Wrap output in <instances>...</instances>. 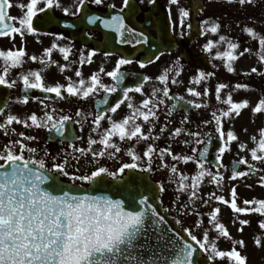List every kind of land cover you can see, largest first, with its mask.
<instances>
[{
    "label": "snow or ice",
    "instance_id": "1",
    "mask_svg": "<svg viewBox=\"0 0 264 264\" xmlns=\"http://www.w3.org/2000/svg\"><path fill=\"white\" fill-rule=\"evenodd\" d=\"M146 2L152 6L148 11L157 6V0ZM144 3L120 0L117 6L105 0H74L70 8L63 0L15 4L0 0V38L13 42L17 35L21 38L19 47L13 43L7 50L0 49V91L19 86L14 103L39 106V112L21 116L11 112L8 96L0 95V264H247L241 251L246 243L234 238L222 221L221 205L230 209V223L238 225L241 235L251 226L246 217L252 215L261 218L257 224L264 231V198L243 199L241 206L233 183L259 174L258 183L264 186V127L250 137L249 148L226 124L245 109L264 114V31L258 30L264 29V0H197L191 10L181 0H167V22L160 37L167 47L169 31L176 33L172 6L178 8L183 38L192 29L191 18L202 15L207 5H232V16L212 14L199 21V35L217 37L208 39L201 51L208 63L221 62L213 64L214 69L222 66L228 74L249 78L255 74L262 78L259 86L239 81L211 86L217 71L199 68L185 86L179 57L156 74L128 71L126 66L133 64L147 69L166 54L150 29L138 30L132 23L144 11L140 7ZM90 4L106 12L90 14ZM13 7L19 15L10 14ZM249 7L260 8V13L250 14ZM57 10L63 17L56 15ZM68 17L74 19L69 22ZM97 24L108 30L104 48L111 46L113 51L96 44L91 29L85 31ZM233 25L247 37L244 42L227 34ZM45 26L49 30L44 31ZM56 26L61 30H50ZM65 33L78 36L84 46L77 48ZM29 35L52 40L40 54H29ZM90 41L91 48L87 47ZM115 45L130 49H115ZM137 46L143 49L144 59L125 54ZM101 54L100 65L85 76L84 67ZM246 54H255L261 67L238 71L236 64ZM112 56L117 58L108 68ZM29 64L38 67H26ZM53 67L63 82H49L48 70ZM173 86H183V93L173 91ZM241 90L259 91L257 102L236 100L234 94ZM73 99L77 106L65 111ZM89 101L92 110L85 108ZM194 110H210L209 116L194 120ZM36 130L47 132L43 146ZM78 142H86V147ZM48 143H57L59 151L53 154ZM234 144L237 151L225 164ZM244 152L250 159L241 155ZM158 171L164 176L153 181ZM226 184L230 185L227 197ZM207 185L213 190L205 193ZM221 238L231 241L230 249L218 247ZM253 240L256 247L262 245L259 235Z\"/></svg>",
    "mask_w": 264,
    "mask_h": 264
},
{
    "label": "flooded vegetation",
    "instance_id": "2",
    "mask_svg": "<svg viewBox=\"0 0 264 264\" xmlns=\"http://www.w3.org/2000/svg\"><path fill=\"white\" fill-rule=\"evenodd\" d=\"M12 2L15 4L18 2V0H12ZM105 2H106V4L115 2L117 4V6H119V4H120V0H105ZM196 2H197V0H181V5L184 7H189V9L191 10L190 6ZM200 2H203V0H200ZM63 3L65 4V6L72 8L73 4H74V0H63ZM137 3H139V0H137ZM166 6H167V0H157V6L152 8V11H148L147 9L152 7V6L148 5L146 0H145V3L140 5V7L144 9V11L141 12L138 16H136L132 21V23L135 25V27L138 30L150 29L152 38L155 39L157 41V43H160L161 50H165L166 54L161 58L160 61L156 62V64L150 65L147 69L141 70L138 68V66L136 64H133L130 66H126L128 71H130V72H144L145 74H156V73H158L159 70H161L168 63L174 61L177 57H179L181 64L183 65V68H184L183 79L185 81V86L187 85L188 78L192 74H194L198 68L201 70H205V71H217V76L214 77L210 81L211 86H214L218 82L235 83L237 81L244 82V83H250L252 85H257V86L260 85L262 78L256 77L255 74H253V76L251 78H249V77H241L238 75L228 74L222 66H220L218 69H214L212 65L213 64L221 65V62L220 61H213L212 63H208L206 54H204L201 51L202 45L208 39L215 40V39H217V37L212 36V35H199L198 34L199 21L202 18L209 16V15H212V14H215L217 16H221V15H224L226 13L228 16H232L233 12H231L228 8H224L225 7L224 5L215 4V3L209 4V5H207L206 11L202 15H194L191 18L192 29L188 35H185L183 38H181L179 36V27H178V25H179L178 8L176 6H172V19L176 22L177 29H176V33H172L171 31H169L168 35H169L171 43H170V45H168L166 47L164 45V43H162L160 41V37L164 34V27H165V24L167 22L166 21V17H167ZM88 7L92 9V12L90 14L103 15L106 12V9L104 7H97V6L91 5V4L88 5ZM110 11L112 12V14H115V10H110ZM253 13H254V11H253ZM10 14L11 15H19L20 11L18 8L13 7L10 10ZM56 15L63 17V13L60 12L59 10H57ZM105 18H109V17L105 16ZM146 18H148V19H146ZM226 18L227 17H225V19ZM67 19L69 22H71V20L74 18L68 17ZM233 19H235L234 16H233ZM126 22H127V20H126ZM89 29H91L93 31V35L95 37V43L96 44H98L105 51H113L114 50V48L111 46L104 48V41H106L109 38L108 30L103 29L102 26H100L99 24L93 25V26H88L85 29V31H88ZM43 30L44 31L49 30V26H45ZM50 30L58 32L61 29L59 26H56V27H51ZM73 31H75V30H73ZM65 34L69 35L68 33H65ZM227 34L230 35L231 37H239V40L241 42H244L247 39V37H245L244 35H242L240 33V29L238 27H235V25H233V30ZM37 39L42 40L43 43H37ZM69 39H72L74 41L77 48L84 46L81 39L78 36L73 37V36L69 35ZM51 40H52V37H50V36H43L42 35V36H39L37 38L35 36L29 35L26 39V48H27L28 53L29 54H37V55L40 54V52L42 51V49L44 47H47L50 45ZM13 43L15 44V46L19 47L21 45V38L17 35L15 37L14 42L7 37L0 38V49L7 50L8 48L13 47ZM61 43H65V42L62 41ZM92 46H93V42L90 41L89 44L87 45V47L91 48ZM126 48L130 49V46L115 45V49L123 50ZM125 54L126 55H132L133 57L138 58V59H144L145 58V56L143 54V49L140 46H137L135 51L129 50V52H126ZM54 58L60 59L58 54H54ZM116 58H117L116 56H112L110 58L111 62L108 63L106 66L108 68H111L112 62H114ZM102 60H103L102 54L97 55L95 57V62L91 66H85L83 69L85 76L90 74L91 71L96 70L97 67L100 65V63L102 62ZM252 66L261 67L258 64L257 56L255 54H251V55L246 54L245 57L240 59L236 64L238 71L249 70ZM26 67H31V68L35 69L38 66L35 64H29V65H26ZM66 74L71 75V73H66ZM130 79H133V78L130 77ZM48 80H49V82H52L53 80H59V81L63 82V76L58 73V70L55 67H53V68L48 70ZM147 87L150 88L151 85H148ZM173 91L183 93V86H173ZM19 94H20V87L19 86L15 89L0 91V95L8 96V98L10 100L9 107H10V110L12 113L19 114V115L23 116L24 114L30 113L31 111H38L39 112V106L34 102H30L26 106L22 105V104L14 103V101L16 100V98ZM36 94H38V93L34 91L33 95H36ZM259 96H260L259 91L241 90L238 93L234 94V98L236 100H241V99L247 98L251 101V103L253 105L257 102ZM136 98H137V100L139 99L138 96ZM113 99H115V97H113ZM77 104H78V102L73 99L70 105H65V111H69L70 108H74L75 106H77ZM85 108L87 110H92V102L89 101L85 105ZM124 111H125V109L122 108L120 110V113L123 114ZM209 112H210V110H200V111L194 110L192 112V116H193L194 120L200 116H202V118H207L209 116ZM180 115L181 114L178 113L176 119H179ZM228 126H232L234 128V130L236 131V133L239 135L240 140L247 143L249 148H251L253 146V144L250 140V137L254 134H257L258 130L261 127H264V114L253 115L250 109H245L242 111V113L239 117H236L232 121L228 122V124H226V128ZM17 127L19 128L20 126H17ZM244 128L247 129L246 133L244 131H242V129H244ZM21 130H23V129H21ZM87 132H88V128L86 126L85 131H84V133H82V135L86 136ZM35 134H37L40 137V146H43V144L47 138V132L44 130H36ZM2 142H3V140H0V143H2ZM163 143H164L163 141L160 142V144L162 146H163ZM78 145L82 146V147H86V142H78ZM59 147L60 146L57 143H48V149L53 154H55L57 151H59ZM96 147H98V146H96ZM143 147H144V145L141 144L140 148H143ZM176 150L177 151L180 150L179 146L176 147ZM236 151H237V149H236V146L234 144L233 145V152L225 155V158H224L225 164L230 163V161L233 159V155ZM241 155H244L250 159V156H248L247 152L241 153ZM108 163L113 168L115 167L113 162L109 161ZM188 167L191 168V165H189ZM163 176H164V173L158 171L152 175V179L155 181L161 180ZM251 177L258 181L259 174L255 175V176H251ZM235 183H237L238 186L242 184V190H243V192H245L248 188L246 185L250 184V177H246L244 179L237 180V181H235ZM164 203H165V206H167L169 204L168 195H164ZM229 230H230L232 235L237 233L236 228H229ZM248 232H249V229L244 228V233L248 234ZM211 235L214 236L215 234L212 233ZM227 241L228 240L221 238L218 242V247ZM217 264H219V261L217 262Z\"/></svg>",
    "mask_w": 264,
    "mask_h": 264
},
{
    "label": "rangeland",
    "instance_id": "3",
    "mask_svg": "<svg viewBox=\"0 0 264 264\" xmlns=\"http://www.w3.org/2000/svg\"><path fill=\"white\" fill-rule=\"evenodd\" d=\"M221 5H224V6H225L224 8H228L231 12L234 13V11H235V7H234V6H232V5H228V4H226V3H221ZM251 11H252V8L249 7V12H250V14H251ZM259 18H260V17L258 16L257 19H259ZM258 30H262V31H264V29H259V28H258ZM248 43L251 44V45L253 46V44H252L251 42H248ZM204 190L208 191V188H205ZM211 190H213V187L211 188ZM171 191H172V189L170 188V189H169V192H171ZM238 191L240 192V194L243 193L242 188H241L240 190H238ZM244 195L246 196L247 199H252V198L262 199V198H264V189H262V188H257V187L252 186L251 188H248V189L245 191ZM224 207H226V206L221 205V208H222L221 219H222V221H223L228 227H236V228H237L238 225H237V226H233V225L230 223L231 212L228 211V215H229V216H228V215H227V209H225ZM227 217L230 218V219H228ZM252 217H253V219H254L255 215L250 216L249 219L252 218ZM251 220H252V219H251ZM186 223H187V222H186ZM250 228H253V229H252V230H249L248 234L243 232V234L241 235L240 233L237 232V233L233 234L232 236H233L234 238H236V239H240V238H242V239L245 241V243H246V247L243 248V249H241V251H242V253L245 254V255H246L247 253H249L251 256H248L247 258L249 259V261H250L251 263H253L255 260L258 261L259 258L264 257V234L261 233V232H259L258 230H256V229H255L256 226L253 225V224H251ZM257 235H259V236L261 237V240H262V245H261L260 247H256V246L254 245V240H253V238H254L255 236H257ZM230 247H231V241L224 242L222 245L219 246L220 249H225V250L230 249ZM262 264H264V263H262Z\"/></svg>",
    "mask_w": 264,
    "mask_h": 264
},
{
    "label": "water",
    "instance_id": "4",
    "mask_svg": "<svg viewBox=\"0 0 264 264\" xmlns=\"http://www.w3.org/2000/svg\"><path fill=\"white\" fill-rule=\"evenodd\" d=\"M109 194H111V193H109Z\"/></svg>",
    "mask_w": 264,
    "mask_h": 264
}]
</instances>
